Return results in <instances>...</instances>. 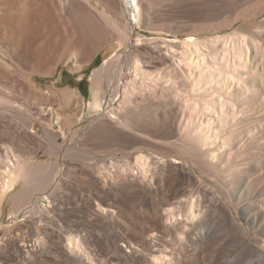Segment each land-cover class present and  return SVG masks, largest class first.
<instances>
[{
    "label": "bare ground",
    "instance_id": "obj_1",
    "mask_svg": "<svg viewBox=\"0 0 264 264\" xmlns=\"http://www.w3.org/2000/svg\"><path fill=\"white\" fill-rule=\"evenodd\" d=\"M89 1L0 0V27L14 40L20 25L26 44L39 47L52 35L55 13L82 14L95 51L114 40L126 48L132 43L126 53L106 61L93 80L92 107L97 108L104 85L117 79L121 86L130 69L134 78L124 85L120 104L99 113L71 150L78 152L88 139L94 143L85 149L88 154L121 150L129 155L101 166L77 154L78 163L63 172L59 160L39 164L3 144L0 216L8 194L18 187L12 193L14 211L30 215L26 233L0 231V264H228L233 254L237 264H264V23L242 24L221 37L145 38L124 24L126 0H98L114 20ZM175 1L126 2L133 3L137 24L143 11L146 29L157 36L216 32L264 10L263 0L243 10L253 0H216L224 4L221 16L195 23L166 13ZM227 10L232 20H218ZM72 95V89H64V102ZM0 104L6 119L11 100L0 96ZM18 113L13 115L19 130H29L32 117ZM67 124L72 126L70 116ZM47 126L45 135L53 142L56 134ZM59 148L54 144V152ZM38 192L49 194L51 208L34 200Z\"/></svg>",
    "mask_w": 264,
    "mask_h": 264
},
{
    "label": "rangeland",
    "instance_id": "obj_2",
    "mask_svg": "<svg viewBox=\"0 0 264 264\" xmlns=\"http://www.w3.org/2000/svg\"><path fill=\"white\" fill-rule=\"evenodd\" d=\"M126 1H123L124 24L131 23L130 28L133 33L140 32L145 38L159 37L169 41L181 42L196 37H221L232 33L242 24L264 23V10H260L254 11L249 18H242L233 25L223 27L216 32H197L198 34L194 32L168 33L157 36L153 31L146 29L145 13L143 11L141 12L140 24H137V21L134 19V12L131 10L133 3L130 2L129 4ZM261 2L262 0H253L243 5L239 10L259 7ZM89 3L94 9L99 12H105L114 20L111 11L103 2L90 0ZM223 6L224 4L217 3L216 0H176L172 5L166 7V13L179 15L184 18L183 20H197L195 21L196 23L201 22L203 19H212L221 16ZM236 7H238L237 3L233 5L232 9ZM75 15L77 16L74 17V15L67 14V18L65 15H61L60 12L55 13L56 25L55 28H52V37H48V40L39 45V47L38 45L29 46L26 44L24 38L26 31L20 25L19 27L16 25L14 28L18 32V36L14 40H10L8 36L4 37L2 34L4 31L0 27V96L11 100V105L6 108V119H3L0 114V147L3 144L11 146L14 150L20 152L24 158L34 160L39 164L53 165L59 160L62 163L61 168L63 172H65V168L72 162L78 163L76 158L77 154L93 157L91 163H98L101 166L110 163L112 160L113 162L116 160L124 161L129 155V152L121 150L99 152L96 155L88 154L85 149L93 147L94 144L88 139L83 140L84 144L79 148L78 152L75 153L73 151V153L71 151L75 148L79 135L85 131V128H88V125L99 113L108 112L120 104L124 85L134 78V73L128 69L124 79L120 80V83L123 82L121 86L117 85V79L114 80L110 87L105 84L106 93L101 99V106L97 108L92 107V102H94L93 80L95 73L102 68L106 61L111 60L117 55L126 53L129 48L133 47V44L130 43L129 48H126V46H121L117 43V40H114L109 45L106 43L95 51V48L93 49V46L95 47V40L87 24V16H82V14ZM232 15L233 12L227 10V13L218 20L227 18L232 20ZM60 16L62 17L60 18ZM69 17H71V20H69ZM82 17L83 19H81ZM75 18L76 21L74 22L73 19ZM21 19L18 18L17 23H20ZM206 23H209V21ZM45 32L48 31L45 29ZM75 39L78 40L77 42L79 44L81 43L79 51H77L79 44L75 47L73 46V48L71 47V43H76ZM90 50L93 52L89 53L91 52ZM39 52H41V55ZM83 53H86V57H84L85 59L82 63L83 66L81 69H77V61L82 60ZM145 68L150 69L149 66ZM66 88L72 89L73 92L72 99L68 103L63 100V90ZM115 92L116 95H114ZM16 105L18 109L15 108ZM17 111L20 115L24 114L23 116L32 117L34 122L29 130L27 128H23L21 131L19 130V121L13 115ZM67 116H70L72 122L70 128H68ZM48 124L49 129L56 134L54 135V143L45 135L44 130L47 129ZM77 131L78 133L76 135L75 132ZM54 144L60 146L55 152L53 150ZM160 159L165 161L168 158L163 157ZM174 161L181 164L184 163L179 159H174ZM69 171L73 172L71 169ZM80 177L85 179L83 174H80ZM17 190H19V187L8 194L5 213L0 216V231L11 228L23 233L27 232L24 222L30 215L29 212H19L18 214L14 211L15 202L13 200V194ZM34 200L42 203L45 208H51L53 206L49 194L45 192L35 193ZM27 204L29 205L31 203ZM167 250L169 253L172 252L170 247ZM237 261L238 257L233 254L228 264H237Z\"/></svg>",
    "mask_w": 264,
    "mask_h": 264
}]
</instances>
